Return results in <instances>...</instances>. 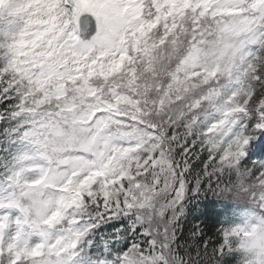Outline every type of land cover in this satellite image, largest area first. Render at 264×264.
I'll list each match as a JSON object with an SVG mask.
<instances>
[{
    "label": "snow or ice",
    "instance_id": "snow-or-ice-1",
    "mask_svg": "<svg viewBox=\"0 0 264 264\" xmlns=\"http://www.w3.org/2000/svg\"><path fill=\"white\" fill-rule=\"evenodd\" d=\"M0 264H264V0H0Z\"/></svg>",
    "mask_w": 264,
    "mask_h": 264
},
{
    "label": "trees",
    "instance_id": "trees-1",
    "mask_svg": "<svg viewBox=\"0 0 264 264\" xmlns=\"http://www.w3.org/2000/svg\"><path fill=\"white\" fill-rule=\"evenodd\" d=\"M212 200L211 195L209 194L208 200L204 201V204L207 205V211L204 215H199L198 219L195 217H190L189 220L185 223L184 228L185 231L188 229L192 228V226L196 223H201L202 227H205V230H207L208 227H210L215 221L213 218V206L208 203V201ZM113 230V225L112 224H105L102 225L101 231H106L110 232Z\"/></svg>",
    "mask_w": 264,
    "mask_h": 264
}]
</instances>
